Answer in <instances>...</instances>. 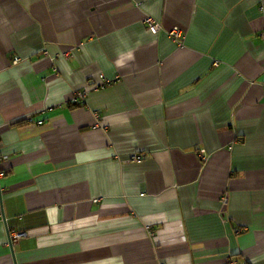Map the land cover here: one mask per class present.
I'll use <instances>...</instances> for the list:
<instances>
[{
  "label": "crops",
  "instance_id": "crops-1",
  "mask_svg": "<svg viewBox=\"0 0 264 264\" xmlns=\"http://www.w3.org/2000/svg\"><path fill=\"white\" fill-rule=\"evenodd\" d=\"M263 35L264 0H0V264H264Z\"/></svg>",
  "mask_w": 264,
  "mask_h": 264
},
{
  "label": "built area",
  "instance_id": "built-area-1",
  "mask_svg": "<svg viewBox=\"0 0 264 264\" xmlns=\"http://www.w3.org/2000/svg\"><path fill=\"white\" fill-rule=\"evenodd\" d=\"M143 24L148 29V31L153 35L157 34L160 31V25L158 24V22H156L151 17L144 18ZM169 36L171 38H173L175 41H180V43H181V40L183 39L181 32L177 29L170 31ZM263 39H264V35H263ZM18 61H19L18 58L14 59V63H17ZM87 96H88V90H86V89L78 90L71 95L70 102H72L74 104L83 103V102H85ZM140 158H141L140 156H136V157H133V160L138 161V160H140ZM4 175H5V173L0 170V178H2ZM0 202H1V189H0ZM0 214H1V204H0ZM24 236H25V233L24 234L23 233H17V232L10 233L8 236V244L11 246L16 241L23 238Z\"/></svg>",
  "mask_w": 264,
  "mask_h": 264
}]
</instances>
